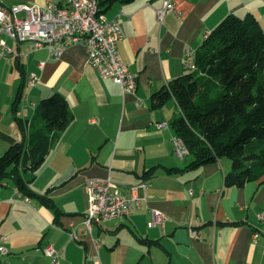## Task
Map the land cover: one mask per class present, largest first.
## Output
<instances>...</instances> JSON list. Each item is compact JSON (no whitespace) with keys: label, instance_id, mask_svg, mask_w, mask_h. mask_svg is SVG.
<instances>
[{"label":"crops","instance_id":"0c3cea01","mask_svg":"<svg viewBox=\"0 0 264 264\" xmlns=\"http://www.w3.org/2000/svg\"><path fill=\"white\" fill-rule=\"evenodd\" d=\"M50 2L65 0H0V5ZM174 2L175 10L163 22L157 18L163 0L101 6L109 18L119 17L121 53L139 74L135 93L102 78L80 43L53 58L32 41L9 40L22 55L0 64V157L31 133L43 98L62 94L73 118L55 135L41 166L24 173L32 178V189L48 192L56 207L24 195L11 178L0 183V234L8 249L0 255L1 264H53L45 253L49 246L59 250V264H264V178L242 187L227 185L232 162L226 157L168 172L192 159L175 152L178 135L171 121L177 101L153 106V95L188 71L187 47L198 49L226 16L252 15L264 31V0ZM91 178H110L122 191L143 181L150 185L131 214L94 223L93 234L86 235ZM154 210L166 219L150 226Z\"/></svg>","mask_w":264,"mask_h":264},{"label":"trees","instance_id":"16d2710c","mask_svg":"<svg viewBox=\"0 0 264 264\" xmlns=\"http://www.w3.org/2000/svg\"><path fill=\"white\" fill-rule=\"evenodd\" d=\"M116 1L133 0H101L100 7ZM22 97L21 90L16 110ZM172 98L178 103V111L171 124L192 160L185 168H167L168 172L228 157L232 171L226 176L227 185L242 187L264 178V31L254 16H226L197 49L196 68L157 91L153 106L160 108ZM72 118L65 96L54 93L43 98L37 105L31 133L24 134L22 141L0 157V183L11 178L24 195L56 207L48 192L39 194L32 189V178L27 179L24 173L41 166L55 135ZM18 122L23 128L21 119Z\"/></svg>","mask_w":264,"mask_h":264},{"label":"built area","instance_id":"2783aa9c","mask_svg":"<svg viewBox=\"0 0 264 264\" xmlns=\"http://www.w3.org/2000/svg\"><path fill=\"white\" fill-rule=\"evenodd\" d=\"M175 7L174 0H163L162 5L157 8L158 20L163 22ZM118 18H109L102 11L100 0H65L63 5L50 2L46 6L29 3L12 7L0 5V64L4 59L21 58L22 52L9 42L10 39L17 43L32 41L36 47H46L53 58H60L67 47L80 43L84 45L90 63L102 78L112 79L120 84L123 92L135 93L139 74L130 69L121 53L119 44L123 39V32ZM196 56L195 48L187 47L186 69L196 68ZM34 81L35 77L31 78L30 84H34ZM159 126L163 127L165 123H160ZM174 148L179 157L187 156L188 150L181 148L180 136L174 138ZM149 185V182L143 181L122 191L110 178L89 179L85 234H93L94 223L102 224L131 214L146 199ZM140 190L144 191L143 196H140ZM260 217L264 219L263 215ZM165 219L163 213L154 210V219L149 225L163 223ZM71 234L74 238H79L75 231ZM0 250L5 254L8 252L2 234ZM45 253L53 258V264H59V250L54 246L47 247Z\"/></svg>","mask_w":264,"mask_h":264},{"label":"bare ground","instance_id":"6f19581e","mask_svg":"<svg viewBox=\"0 0 264 264\" xmlns=\"http://www.w3.org/2000/svg\"><path fill=\"white\" fill-rule=\"evenodd\" d=\"M195 53H197V49L196 48H195ZM165 126H166V123H165ZM181 148L182 149H187V147H186L184 141L182 140V138H181ZM2 254L4 255L5 253H4V251L0 250V255L2 256Z\"/></svg>","mask_w":264,"mask_h":264},{"label":"rangeland","instance_id":"374dc122","mask_svg":"<svg viewBox=\"0 0 264 264\" xmlns=\"http://www.w3.org/2000/svg\"><path fill=\"white\" fill-rule=\"evenodd\" d=\"M187 70H189V69H187ZM226 158H228V157H226ZM188 159H192V156H191V155H188V156H187V160H188ZM228 159H229V158H228ZM231 162H232V161H231Z\"/></svg>","mask_w":264,"mask_h":264}]
</instances>
